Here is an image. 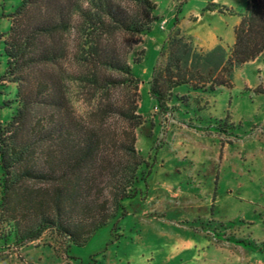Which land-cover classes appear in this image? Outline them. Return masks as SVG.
I'll list each match as a JSON object with an SVG mask.
<instances>
[{
    "label": "trees",
    "instance_id": "1",
    "mask_svg": "<svg viewBox=\"0 0 264 264\" xmlns=\"http://www.w3.org/2000/svg\"><path fill=\"white\" fill-rule=\"evenodd\" d=\"M155 8L153 0H20L9 14L0 81L16 83L18 104L2 102L12 110L0 118V220L10 222L0 244L23 247L48 230L66 254L123 213L145 162L135 147L143 118L131 45L150 31ZM263 51L264 0H247L228 46L202 49L174 20L148 92L159 112L210 121L196 115L202 98L232 87L234 69ZM69 82L98 95L97 105L77 115Z\"/></svg>",
    "mask_w": 264,
    "mask_h": 264
},
{
    "label": "rangeland",
    "instance_id": "2",
    "mask_svg": "<svg viewBox=\"0 0 264 264\" xmlns=\"http://www.w3.org/2000/svg\"><path fill=\"white\" fill-rule=\"evenodd\" d=\"M153 1L157 19L131 45V58L139 61L129 59L139 79L137 111L143 118L135 147L145 162L137 172L136 193L124 199L122 214L95 229L84 244L71 245L66 254L47 230L21 252L11 240L0 244V264H180L185 259L187 264H237V247L264 259V92L254 90H264V51L236 67L232 87L219 88L196 111L212 116L210 121L190 122L188 114L182 118L159 112L148 92L151 68L174 20L206 47L212 35L230 43L247 0ZM210 2L220 11L205 9ZM19 3L0 0L1 77L9 14ZM62 66L70 67L65 61ZM15 87V82L0 81L1 119H8L12 110L2 104L4 99L12 107L18 104ZM122 92L112 90L111 97ZM69 95L77 115L99 102L98 95L70 82ZM8 223L0 220V236L9 230Z\"/></svg>",
    "mask_w": 264,
    "mask_h": 264
},
{
    "label": "crops",
    "instance_id": "3",
    "mask_svg": "<svg viewBox=\"0 0 264 264\" xmlns=\"http://www.w3.org/2000/svg\"><path fill=\"white\" fill-rule=\"evenodd\" d=\"M207 10H218V11H220L218 8H216L215 6H214V8H211V9H207ZM197 18V17H196ZM239 20V19H238ZM165 21H166V24L170 21V18H168V17H166L165 18ZM181 29V28H180ZM184 31V30H183ZM186 33H188V32H186ZM188 34H190L191 36H192V38H193V41H194V43L198 46V47H200V48H202V49H209V48H211V47H213L214 45H216V44H218V43H220V44H222L223 46H228V45H230L232 42H230V43H226V44H223V43H221L220 42V39H218V36L217 35H212V42H211V45L210 46H208V47H206V46H204L202 43H201V41L200 40H198L197 39V37H196V35L195 34H191V33H188ZM217 39H218V41H217ZM233 41V40H232ZM256 59V58H255ZM221 88V87H220ZM214 94V93H213ZM193 95H194V93H193ZM212 95H205L204 97H203V102H206L207 101V99L209 100V98L211 97ZM206 105H207V103H206ZM200 119L201 118H189V120H190V122H192V121H195V122H200ZM179 121H181V122H185V121H182V120H179ZM179 143L180 144H182V141H179ZM23 247H19V252H21V249H22ZM236 250L238 251V252H240V261L237 263V264H264V259H262V257H260V256H258L257 254H255V253H253V252H251L250 250H244V249H241V248H236ZM15 254H17V252H15ZM19 255H22L21 253H19ZM20 259V258H19ZM21 259H24L23 257H21ZM197 263V262H196ZM180 264H187V261H186V259L185 260H182V262L180 263ZM198 264H203V263H201V262H198Z\"/></svg>",
    "mask_w": 264,
    "mask_h": 264
}]
</instances>
